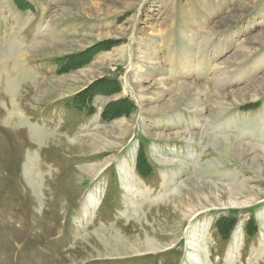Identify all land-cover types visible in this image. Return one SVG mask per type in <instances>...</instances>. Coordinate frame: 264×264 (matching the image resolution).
<instances>
[{"label": "rangeland", "instance_id": "1", "mask_svg": "<svg viewBox=\"0 0 264 264\" xmlns=\"http://www.w3.org/2000/svg\"><path fill=\"white\" fill-rule=\"evenodd\" d=\"M7 1L0 264H264V177L249 164L256 154L264 168V0ZM10 35L26 53L52 41L22 58L34 79L17 87L6 80ZM186 60L197 75L176 74ZM181 79L194 91L162 109ZM139 97L157 99L147 111ZM11 99L22 124L3 118ZM26 123L53 135L41 140ZM239 132L255 152L246 159L233 145ZM192 174L198 193L185 189ZM86 197L94 210H82Z\"/></svg>", "mask_w": 264, "mask_h": 264}, {"label": "bare ground", "instance_id": "2", "mask_svg": "<svg viewBox=\"0 0 264 264\" xmlns=\"http://www.w3.org/2000/svg\"><path fill=\"white\" fill-rule=\"evenodd\" d=\"M23 1H26V0H23ZM23 1H20V3L18 4V5H21L22 4V2ZM29 2V1H28ZM200 2V1H199ZM26 3H27V1H26ZM23 5V4H22ZM10 5H9V2L7 1V0H0V13H2V12H4L3 10H2V8L4 9V10H6L7 12L8 11H10L11 12V14H13V12H12V10H10ZM20 7V6H19ZM44 11L46 10V9H48V4H45V6H43V8H42ZM101 9V8H100ZM51 12V11H50ZM189 15V14H188ZM18 17V15H16V18ZM183 17H184V19H186L187 18V14H183ZM195 18V17H194ZM51 22L50 21H47V23L45 24V27L46 28H48L51 24H50ZM40 28V27H39ZM172 35V34H171ZM164 37V38H163ZM162 38H163V40L162 41H164V42H166L167 40L169 41V42H171V39L170 38H168V37H172V36H170L169 34H168V37H167V32L165 33V35L163 36ZM56 39V38H55ZM56 40H58V39H56ZM51 43H52V41H40V40H33V41H31L30 43H27L26 44V47L27 46H29V51L26 53V52H24L23 50H24V48H23V46H24V43L19 39V38H17L16 36L14 37V36H12V35H10V36H6V38H4V42H2V45H3V47L7 50V53H9V55H11L12 56V58H11V61H10V63H11V67L9 68L10 69V73H9V75L8 76H6V80H7V84H11V85H13V86H15V87H17L19 84H21V83H23L24 81H31V80H33L34 79V77H33V73L27 68V66H26V64L25 65H23V64H21V62H22V58L24 57L26 60H27V58H28V56H30L31 54H33L35 51H37V49L38 48H40V49H44V47L45 46H47L48 45V47L51 45ZM153 45H154V43L152 42V43H145V45H142L141 44V42H140V44L138 43V47L140 48V49H146V50H149V52L151 51V49H153ZM154 50V49H153ZM238 51H242V53H241V55L243 54V53H246V50L244 49V47L243 48H239V49H237ZM32 51V52H31ZM148 52V53H149ZM153 53L154 52H152V53H150V54H147V53H145L147 56H144V57H146V58H152V57H155V56H153ZM179 53V52H178ZM150 55V56H149ZM171 55V54H170ZM178 56V55H177ZM180 56V55H179ZM181 56H183V55H181ZM185 56V55H184ZM199 57V56H198ZM181 58V57H180ZM183 58V57H182ZM246 57H244V59H245ZM229 59V58H228ZM25 60V61H26ZM187 60H189V59H187ZM184 61V62H182V67L179 65V67H181L179 70H178V72L176 73L177 75H179V74H183V76H185V77H187V76H191V75H197V73H196V70H194V69H190L191 67H190V63L188 62V61ZM243 61V60H242ZM242 61H238L239 63L240 62H242ZM179 62H181V61H179ZM232 62H236V61H232ZM185 64V65H184ZM215 69L216 70H219L220 71V69H221V67L220 68H217V66L215 65ZM223 70L224 69H222V72H223ZM228 70V69H227ZM5 71V70H4ZM214 73H215V71H214ZM219 75H220V73H219ZM224 75L225 74H223V77H224ZM134 78V77H133ZM215 77H212L211 79L213 80ZM222 78V77H221ZM10 79V80H9ZM53 79V78H52ZM164 79V78H163ZM97 80V79H96ZM100 80V79H99ZM138 80V79H137ZM225 80V79H224ZM9 81V82H8ZM62 81V79H59L58 81H55L56 82V85L57 86H59L60 85V83H62L61 82ZM89 82V81H88ZM139 82V81H138ZM137 82V83H138ZM169 82V81H168ZM141 83V82H140ZM99 85V84H98ZM176 85H178V89H177V91H176V95L175 94H173V96L170 98V99H168L167 101H165L164 102V105H163V107H162V109H164V110H171L174 106H176L177 105V103L179 102V101H182L183 100V98H184V96H183V94H180V93H182V92H185V94L186 95H190V91H187V88H190L191 87V89L193 90L194 88H195V86L193 85V82L192 81H188V80H184V79H181L180 81H178L177 83H175V86ZM116 86H118V85H116ZM133 86H134V88L137 90V93H139L141 90H139V89H141L139 86H138V84L136 85V84H133ZM260 86V85H259ZM262 86V85H261ZM264 86V85H263ZM35 87V86H34ZM56 87V86H55ZM60 87V86H59ZM58 87V88H59ZM111 87V86H110ZM119 87V86H118ZM161 88H163V87H161ZM263 89V88H262ZM90 90H91V87H90ZM220 90V89H219ZM252 90V89H251ZM54 91V90H53ZM194 91V90H193ZM203 91H206V88L204 87L203 88ZM222 91V90H221ZM111 92H112V90H111ZM230 92V91H229ZM238 92V91H237ZM68 93V92H67ZM250 93V92H249ZM19 94V93H18ZM235 94V93H234ZM238 94V93H237ZM256 94H258V92L256 93ZM80 95V94H79ZM226 95V94H225ZM236 95V94H235ZM248 95V94H247ZM227 96V95H226ZM250 96V95H249ZM217 97H218V95H217ZM223 97V96H222ZM229 97H231V96H229ZM238 97V96H237ZM247 97V96H246ZM152 98V97H151ZM150 97L148 98V97H139V99H140V101H141V103L143 104V106H144V109L145 110H151V107H148L147 105H146V101H151V100H156L157 98H154V99H151ZM236 99V98H235ZM12 100V103H10L11 104V106L10 105H8L7 106V112L4 114V116H3V118H4V120L5 121H8L9 123H15V124H22V123H24L23 121H24V118H23V115L20 113V111H19V108H18V105L17 104H15L14 102H13V99H11ZM194 101V99L193 98H190L189 99V101ZM216 100V99H215ZM221 100V99H220ZM219 100V101H220ZM18 101V100H17ZM16 101V102H17ZM153 102V101H152ZM222 104V103H221ZM196 105V104H195ZM194 106V105H193ZM198 106H200V105H198ZM225 105H223V107H224ZM219 108V107H218ZM221 114V113H220ZM204 115V114H203ZM213 116V115H212ZM27 124V123H26ZM26 124H23V125H26ZM27 127H28V129L31 131V133L32 134H34L35 135V137H38L39 139H41L42 140V138L44 137V138H47V137H49V135H53L50 131H46V130H44V129H42L41 127L39 128L38 126H35V125H31V124H27ZM202 135V134H201ZM205 135V134H204ZM152 137H154L155 139H158L159 141H161V140H163V138L162 137H164V134H161V133H155V134H153L152 135ZM245 137H247V135L245 136ZM245 137H242V134H241V132H239V133H237V134H235V135H233L232 136V138H233V145H235V149L237 150V152L236 153H238L239 152V154H241V153H245V159L247 158V157H250L253 153H255L252 149H253V145L251 144V142L250 141H248L247 139H248V137H247V141L246 142H244V139L243 138H245ZM69 139V138H68ZM71 140V139H70ZM169 141V140H168ZM71 142V141H70ZM175 153V151H172V154H174ZM171 154V153H170ZM238 154V155H239ZM261 157V156H260ZM257 159V161H258V159H259V156L258 155H254L253 154V157L252 158H249V164H251V166L253 167V169H254V171L256 172V173H258L259 175H262L263 177H264V168H261L260 166L259 167H257V165H258V163H257V165H255V162H254V160H256ZM158 161L160 162V163H162L163 165H167L170 169L171 168H173V166L175 167V169L176 168H179L180 169V172L181 173H183L186 169V175L190 172V171H188V167L190 166V164H188V163H186V164H184L182 167H181V165H182V163L181 164H175L174 163V161L172 160V159H163V158H159L158 159ZM98 164V163H97ZM257 167V168H256ZM178 169V170H179ZM175 171V170H174ZM192 172V171H191ZM201 175V174H200ZM261 176V177H262ZM198 177V175H196V174H192V175H189V176H187L183 181L185 182V189L186 190H190V189H193V190H195L197 193H198V191H199V189H198V187H199V185L200 184H197V182H196V178ZM200 177H202V176H200ZM31 183V182H30ZM187 187V188H186ZM90 198L91 197H86L85 199H83V201L81 200V206H82V210L83 211H87L88 209H90L89 211H92V210H94L96 207H95V205L93 206V203H94V200L91 202V200H90ZM262 218V217H261ZM239 227V226H238Z\"/></svg>", "mask_w": 264, "mask_h": 264}, {"label": "trees", "instance_id": "3", "mask_svg": "<svg viewBox=\"0 0 264 264\" xmlns=\"http://www.w3.org/2000/svg\"><path fill=\"white\" fill-rule=\"evenodd\" d=\"M88 91H84V93H87ZM84 93H81L80 95L77 94L74 98L71 99V103L74 107H81L83 101V97H84Z\"/></svg>", "mask_w": 264, "mask_h": 264}]
</instances>
